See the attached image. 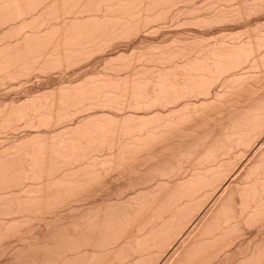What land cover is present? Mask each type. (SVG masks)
<instances>
[{
  "label": "bare ground",
  "instance_id": "1",
  "mask_svg": "<svg viewBox=\"0 0 264 264\" xmlns=\"http://www.w3.org/2000/svg\"><path fill=\"white\" fill-rule=\"evenodd\" d=\"M0 264H264V0H0Z\"/></svg>",
  "mask_w": 264,
  "mask_h": 264
},
{
  "label": "rangeland",
  "instance_id": "2",
  "mask_svg": "<svg viewBox=\"0 0 264 264\" xmlns=\"http://www.w3.org/2000/svg\"><path fill=\"white\" fill-rule=\"evenodd\" d=\"M99 65H100V64H97V67H96V66L89 67V68L85 69V72H83V73H86L88 70H91V72H92L94 69L98 68ZM91 68H92V69H91ZM89 72H90V71H88L87 73H89ZM68 77H70V76H66V78H65V77H64V78H65L66 80H68V79H69ZM77 78H78V77L75 78V76H74V80L77 79ZM58 79H60V78H55V81H48L49 83H48V82H45V83L41 82L40 85H41V86H42V85H43V86L45 85L46 87H49V86H51V85H54V84L57 82ZM65 79H63V81H65ZM71 79H73V77H71L70 80H71ZM54 82H55V83H54ZM47 83H48V84H47ZM50 83H51V84H50ZM52 83H53V84H52ZM49 84H50V85H49ZM40 85H39V84H36V85H35L36 87L38 86V88H37L38 90H40L41 88H43V86H42L41 88H39ZM45 86H44V88H46ZM17 92H19V91H17ZM14 93H16V92H14ZM12 94H13V93H12ZM17 94H18V95H17ZM22 94H23L22 92H19V93L13 94V95L16 96L15 98H17V99L19 98V99H20V96L23 98V95H24V94H23V95H22ZM13 95H12V96H13ZM19 95H20V96H19ZM18 96H19V97H18ZM248 237L250 238L249 235L247 236V238H248ZM249 238H248V239H249Z\"/></svg>",
  "mask_w": 264,
  "mask_h": 264
}]
</instances>
